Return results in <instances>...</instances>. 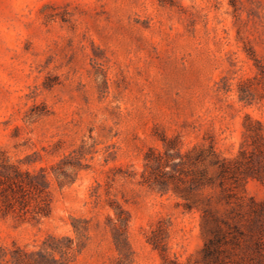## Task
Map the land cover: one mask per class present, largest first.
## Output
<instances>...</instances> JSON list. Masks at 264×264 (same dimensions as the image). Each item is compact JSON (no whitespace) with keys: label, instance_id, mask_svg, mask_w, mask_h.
<instances>
[{"label":"rangeland","instance_id":"1","mask_svg":"<svg viewBox=\"0 0 264 264\" xmlns=\"http://www.w3.org/2000/svg\"><path fill=\"white\" fill-rule=\"evenodd\" d=\"M258 60L264 0H0V148L11 160L31 155L29 169L72 170L63 186L50 176L47 216L0 217V244L74 237V219H86L73 264H103L116 254L105 229L111 197L128 212L134 264H163L147 242L160 225L169 264H204L201 211L141 177L148 149L177 134L182 151L213 144L237 161L230 204L218 187L202 194L253 242L250 207L264 201ZM246 80L256 94L240 99Z\"/></svg>","mask_w":264,"mask_h":264},{"label":"trees","instance_id":"2","mask_svg":"<svg viewBox=\"0 0 264 264\" xmlns=\"http://www.w3.org/2000/svg\"><path fill=\"white\" fill-rule=\"evenodd\" d=\"M257 62L259 70L254 78L264 86V63L259 60ZM250 81L243 82L247 83V88L242 90L240 99L255 96L257 89L251 87ZM162 141V150L149 148L145 153L141 177L144 183L162 193L171 190L183 200L185 211L193 208L201 211V226L205 237L201 249L203 263L264 264V201L257 203L252 200L251 212L256 215L253 219L256 218L260 226L258 235H252L253 242L249 243L244 239L246 234L231 212L218 213L212 206L211 197L202 194L205 189L218 187L225 193V202L230 204L232 192L228 191L232 190V186L228 185V179L234 177V182H237L240 180L237 174H242L235 165L237 161L220 158L213 144L205 146L196 143L182 151L184 142L179 134L164 137ZM241 153L245 155L248 152ZM31 162V155L11 160L7 151L0 148V217L12 215L22 221H39L50 211V176L55 178L59 186L70 180L72 170L67 172L59 165L33 169L25 167V164ZM210 166L214 172L210 171ZM241 200L238 197L239 207H242ZM107 202L113 215H107L105 229L111 235L116 254L103 264H134V252L127 234L128 212L116 198L109 197ZM88 222L86 219H74V237L47 234L32 245L14 241L11 245L0 244V264H73L82 237L86 236ZM161 227L150 230L147 242L159 251L162 263L169 264ZM249 248L250 254L246 252Z\"/></svg>","mask_w":264,"mask_h":264}]
</instances>
